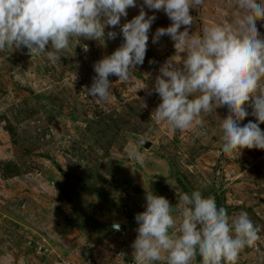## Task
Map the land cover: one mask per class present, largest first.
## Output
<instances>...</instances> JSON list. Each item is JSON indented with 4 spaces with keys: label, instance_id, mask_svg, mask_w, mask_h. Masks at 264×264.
Wrapping results in <instances>:
<instances>
[{
    "label": "rangeland",
    "instance_id": "rangeland-1",
    "mask_svg": "<svg viewBox=\"0 0 264 264\" xmlns=\"http://www.w3.org/2000/svg\"><path fill=\"white\" fill-rule=\"evenodd\" d=\"M145 11L157 18L144 63L127 82L110 76L112 93L104 102L87 89L94 64L123 43L119 26L105 28L104 44L73 37L56 62L23 46L0 50V264H134L135 215L145 210L147 191L168 199L176 218L181 196L198 190L229 216L247 212L264 229V150L222 153L220 123L228 111L218 108L203 117V129L187 130L152 115L161 103L153 90L159 68L186 53H177L169 36L152 42L171 21L162 10ZM190 14L189 34L202 35L205 26L233 23L243 12L236 0H204ZM255 23L264 38V20ZM108 31L117 37L108 39ZM249 121L257 122L249 115L241 126ZM135 136L151 148L140 150ZM133 148L143 154L142 164L130 158ZM9 166L15 174L6 172ZM116 223L124 229H106ZM192 264H202L199 256ZM237 264H264V230Z\"/></svg>",
    "mask_w": 264,
    "mask_h": 264
},
{
    "label": "clouds",
    "instance_id": "clouds-1",
    "mask_svg": "<svg viewBox=\"0 0 264 264\" xmlns=\"http://www.w3.org/2000/svg\"><path fill=\"white\" fill-rule=\"evenodd\" d=\"M236 2L243 15L233 23H211L202 35H193L189 34L194 23L190 9L204 0H142L139 14L123 24L121 18L137 6V0H0V50L23 46L31 55L46 53L56 62L73 37L104 44L105 28L119 26L123 43L94 64L96 75L87 89L89 96L104 102L112 93L110 76L127 82L136 66L144 63L149 31L157 18L148 15L145 7L162 10L171 24L158 28L152 42L169 36L177 53L186 56L159 68L153 90L161 103L152 114L155 120L178 130L203 129V117L224 108L228 116L220 123L222 153L264 150V131L259 126L264 123V38L255 23L264 20V0L259 6L257 0ZM117 35L107 32L108 39ZM249 115L257 122L241 126ZM129 156L143 163L138 149H131ZM145 199V210L135 215L134 264L161 260L192 264L197 256L202 264H237L241 251L252 247L264 230L247 212L229 216L214 198H204L198 190L181 196L179 218L173 216L165 197L147 191ZM111 225L120 229L119 223Z\"/></svg>",
    "mask_w": 264,
    "mask_h": 264
},
{
    "label": "water",
    "instance_id": "water-1",
    "mask_svg": "<svg viewBox=\"0 0 264 264\" xmlns=\"http://www.w3.org/2000/svg\"><path fill=\"white\" fill-rule=\"evenodd\" d=\"M134 140L138 144V147H139L140 150L148 151L151 148L152 144H153L151 141H149V140H147V139H145L143 137H140V136H135ZM106 229L107 230H114V231H122L123 227L120 225V229L116 230V229L113 228V225H108V226H106Z\"/></svg>",
    "mask_w": 264,
    "mask_h": 264
},
{
    "label": "trees",
    "instance_id": "trees-1",
    "mask_svg": "<svg viewBox=\"0 0 264 264\" xmlns=\"http://www.w3.org/2000/svg\"><path fill=\"white\" fill-rule=\"evenodd\" d=\"M6 172H10L12 174H15L16 173V170H13V168L10 169V166L6 168Z\"/></svg>",
    "mask_w": 264,
    "mask_h": 264
}]
</instances>
